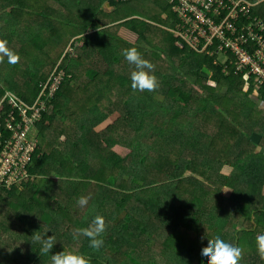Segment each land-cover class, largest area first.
<instances>
[{"label": "trees", "instance_id": "obj_1", "mask_svg": "<svg viewBox=\"0 0 264 264\" xmlns=\"http://www.w3.org/2000/svg\"><path fill=\"white\" fill-rule=\"evenodd\" d=\"M107 1L115 7L112 12L103 8ZM135 1L0 0V43L15 55L29 51L47 56L49 51L60 49L58 55H62L70 40L77 44L73 45L75 52H67L62 62L70 77L54 98L51 112L30 131L39 141L30 168L32 176L22 184L24 190L0 189V213L5 210L8 217L7 221L0 219V240L10 247L23 244L25 264H52L51 255L62 247L83 254L88 264H201V251L219 236L240 250L246 241L250 253L256 251L250 260L241 251L239 263L264 264L255 245L256 236L264 233V150L246 148V141L259 134L247 124L244 129L233 127L235 133L229 128L230 139L241 146L240 150L233 154L230 145L229 150L224 147L204 156L211 148L208 126L214 124L223 131L228 129L221 126L224 122L235 125L237 116L255 119V113L258 118L251 124L264 121V90L257 93L255 76L249 71L231 66L226 74L216 56L176 44L178 38L171 29H178L182 22L175 8L179 0H137L144 14L135 12L134 5L127 6ZM252 2L256 3L253 14L264 20L262 2ZM116 15L121 18L117 20ZM117 21L137 35L136 44L119 32L115 34L118 25L107 26ZM151 39H156L155 43ZM133 47L144 59H159L173 70L170 77L154 66L158 87L164 86L163 100L157 97V87L150 94L132 89L134 65L124 59L123 51ZM18 59L9 63L0 52V101L11 90L32 102L40 83L59 61L49 59L50 63H42L29 71V78L22 79L15 73ZM204 66L219 80L203 76ZM82 73L91 81L84 90L75 83ZM72 85L76 89L70 94ZM120 89L130 93L129 98L124 100V108L113 109L120 103L116 97ZM76 96L80 98L74 102ZM70 102L85 106L84 111L73 110ZM65 106H70L68 113ZM10 108L4 105L2 113ZM100 124L107 126L111 136L100 137L94 132ZM65 127L70 129L66 133L61 131ZM1 130L0 152L11 135L7 129ZM120 132L125 135L124 147L113 140ZM259 132L264 135V128ZM63 135L66 141L60 140ZM260 141L255 146H264ZM52 174L56 177H48ZM210 174H216L218 181ZM186 181L190 184L183 185ZM217 182L212 209L210 190ZM223 186L232 189L230 197L220 194ZM26 190L29 197L23 193ZM82 196L88 198L83 207L77 204ZM97 215L105 221L100 250L90 248L88 238L75 232L89 227ZM209 219L215 221L207 230ZM155 223H159L157 229ZM181 228L187 234L196 232L198 239L179 235ZM157 230L166 240L160 239L161 257L153 251L159 241ZM34 235L54 237L49 254L40 253ZM8 263V259L0 261Z\"/></svg>", "mask_w": 264, "mask_h": 264}, {"label": "built area", "instance_id": "obj_2", "mask_svg": "<svg viewBox=\"0 0 264 264\" xmlns=\"http://www.w3.org/2000/svg\"><path fill=\"white\" fill-rule=\"evenodd\" d=\"M255 5L250 0H179L175 8L182 22L178 29H171L178 38L176 44L216 56V62L224 64L226 74L231 66L237 71H249L248 74L255 76L258 93V89L264 90V20L253 14ZM73 45L77 46L75 40L47 79L40 83L39 93L32 102L11 90L1 99L0 145L2 128L11 135L0 152V189L21 187L32 176L30 168L39 141L31 137L30 131L51 112L54 98L70 77L62 62L67 52H75ZM4 105L11 108L2 113Z\"/></svg>", "mask_w": 264, "mask_h": 264}, {"label": "rangeland", "instance_id": "obj_3", "mask_svg": "<svg viewBox=\"0 0 264 264\" xmlns=\"http://www.w3.org/2000/svg\"><path fill=\"white\" fill-rule=\"evenodd\" d=\"M29 2H33V1H36V0H28ZM43 0H39V2H42ZM252 1H255V2H262V4L261 5H263V12H264V0H252ZM106 3H108V1L106 2ZM106 3H105V5H106ZM103 6V8H104V10L106 11H108V12H112L113 10H115V7H113V6H111L109 9H107L106 8V6ZM131 5H134V7L136 8L134 11L135 12H137V13H142V14H144L145 13V11H144V9H143V7H141V5H140V3L139 2H137V0L134 2V4H132V3H130V4H128L127 6H131ZM43 6V5H42ZM41 5H40V7H42ZM63 13H64V11L63 10H61ZM133 11V12H134ZM66 15H67V13H65ZM123 14V13H122ZM124 14H127V13H124ZM1 15V18H0V20H1V23H2V14H0ZM114 15H115V13H114ZM118 15H120L119 13H118ZM135 17H138V16H135ZM121 18V16H118L117 17V15H116V19L118 20V19H120ZM131 18H134V17H130V18H128V19H131ZM23 20L26 22L27 20H28V14L26 13L24 16H23ZM125 20H127V19H125ZM120 22H123L124 20H119ZM119 21H117V22H115V23H113L112 25H107V26H109V27H112L113 25H118L119 24ZM107 26H103V28H105V27H107ZM117 27H118V30H117ZM164 27H166L167 28V26H164ZM117 32H119V34L123 37V39H126V40H128V41H134V43L136 44V41H137V35L135 34V33H133V32H131V30L128 28V27H126V24L124 25V24H121V25H118V26H116L115 27V34L117 33ZM117 36L120 38V36L117 34ZM73 40V39H72ZM72 40H70V42H69V45H70V43L72 42ZM155 40L156 39H151L150 41H153L154 43H155ZM62 49H60L59 50V52L61 51ZM67 50V49H66ZM65 49H64V51H63V54L62 55H58L59 54V52H57V53H55V50L53 51V50H51V51H49V54L47 55V56H45V55H43V54H41L40 55V53H38V54H33V53H31V52H29V51H26V53L27 54H25L24 52H17L16 53V56L19 58L18 59V62H17V70L15 71V73H16V75L17 76H20L22 79L24 78V79H27V78H29L30 76H29V71L30 70H34V69H37V68H39V66L42 64V63H44V62H49L50 63V61H49V59H57V60H59L58 61V63L60 62V60H61V58L63 57V55H64V53H65V51H66ZM146 60H148V61H150L154 66H157V67H159V71H166L167 72V74L171 77L172 75V73H173V70L172 69H168L167 68V66H165L163 63H162V61L161 60H159V59H156V58H152V57H148V56H146V58H145ZM57 63V64H58ZM51 65V64H50ZM50 67H48V69H49ZM124 72L126 73V72H128V73H130L129 71H127V70H124ZM23 75V76H22ZM79 77V76H78ZM159 81V80H158ZM90 79H89V77L85 74V73H82V75H80V77L79 78H75V83H77L79 86H81L80 88H81V90H84V88H85V86L86 85H90ZM192 81L190 80L188 83H191ZM94 85H96V84H94ZM162 85V84H161ZM161 85H159V87H157L158 88V90L159 91H157L158 93H159V95L157 96L158 97V99H160V100H163L164 99V97L166 96V95H164V93H163V90H162V88H161ZM120 86V85H119ZM163 86V85H162ZM76 89V87L74 86V85H72V87H70L69 88V91H70V94H72V92H75V89ZM163 88H164V86H163ZM198 90H199V92L200 93H202L203 92V90L202 89H200L199 87H198ZM150 93H153L152 91H150L149 92V94ZM203 94V93H202ZM116 94L114 93V94H112V95H110V96H112V97H114ZM120 96H118V95H116V97H118V99L120 100V103L118 104V106H116V104L113 106V109H118V108H124V100L125 99H128L129 98V95H130V93H127V91L126 90H121L120 89V94H119ZM254 95V94H253ZM79 98L80 97H77L76 96V98H74V102H77V101H79ZM256 101H258L259 102V100L257 99V96H255L254 95V97H253ZM111 98H109L108 100H110ZM81 100H83V99H81ZM74 102H72L73 103V105H72V103H71V105H72V108H73V110H82V111H84V108H85V106H82L81 104H78V105H76V103H74ZM258 102H257V104H258ZM260 103V102H259ZM248 104L250 105V106H252V107H255V103L253 102V101H248ZM65 108H66V106H65ZM69 108H70V106L68 107V108H66V109H68L67 110V113L69 112ZM81 114H83L82 112H80V115ZM255 116V119L254 118H248V117H246L245 115H241V116H237L235 119H233L234 121H236L237 123H235V125L233 124L232 125V123L230 122V123H226V122H224L223 124H221V126L222 127H224V128H228V129H225V130H220V129H218L217 128V126L216 125H211V126H208L207 127V131H208V133L211 135L212 134V136H213V138H212V136H210V139H209V141H208V143H209V145L211 146V148H210V151L208 150H205V152H204V156H206V155H208L207 157H209V156H211L213 153H216V151H219V150H221L222 148H224V147H226L228 150H229V146L230 145H233L232 147H233V149H232V153L233 154H235V153H237V151H239L240 150V148H241V146L237 143H235V142H233L232 140L233 139H230L231 137H232V134H230V132H229V128H230V131H232V132H234L235 133V129H233V127H236V128H238V127H240V128H242V129H244L245 128V126H246V124H247V126H249V127H251L252 129H253V131H255L257 134H259V135H255V136H252L253 137V139L252 140H248V141H246V143L248 144V146L246 147L247 149H249V150H252L253 148H259L260 147V149H261V151H263L264 150V146H255V145H258L259 144V141L261 140V141H263V144H264V140H263V137H264V135L262 134H260V132L259 131H263V128H264V121L262 122L261 120L258 122V123H254V124H251V121H254V120H256L257 118H258V115L255 113L254 114ZM255 122V121H254ZM94 124H97V122H95ZM220 125V124H219ZM225 125H228V127H225ZM59 130V129H58ZM70 129H68L67 127H65L64 128V130H61L62 132H64V133H66L67 131H69ZM202 130H204V129H202ZM259 130V131H258ZM94 132H96L100 137H104V136H111L110 134H109V131L107 130V126H105L104 124H100L98 127H97V125L95 126V130H94ZM215 132V133H214ZM56 134V132H54L53 133V135H55ZM52 135V136H53ZM217 135V136H216ZM123 136H125L124 134H122V132H120L119 134H116L115 136H113V140H116L117 141V144L118 145H120V146H122V147H124V145H127V144H125L124 143V140H123ZM214 136H216V138H214ZM64 137V136H63ZM262 138V139H261ZM66 139H67V137L65 136V138H62V136L60 137V140L61 141H66ZM99 140V139H98ZM260 141V142H261ZM118 145H116V146H118ZM263 147V148H262ZM214 150V151H213ZM208 152V154H206ZM206 157V158H207ZM195 169H199V166L196 168L195 167ZM199 177L198 178H200V179H205L206 180V178H205V176H202V175H199L198 173H196ZM155 177H157L158 175L157 174H153ZM157 175V176H156ZM211 175H213V178L214 179H217V181H218V178H216L217 176H216V174H210V176ZM48 177H51V178H55L56 177V175L55 174H52V175H50V176H48ZM201 177H203V178H201ZM188 178H186V180H187ZM158 182V181H157ZM220 182V181H219ZM41 183H42V181H41ZM52 183V182H51ZM206 183H210V182H206ZM188 184H190V183H188V181H186L183 185H188ZM225 189H228L227 191H223V190H225ZM220 190V194L222 195V196H226V197H230L231 195H232V189L229 187L228 188V186H223L221 189H219ZM217 192H218V182H217V185H215L214 184V187H212V190H210V200H209V204L211 205L210 207L212 208V209H214V207H213V203L215 202V198H216V196H217ZM7 214V212L5 211V210H2V212L0 213V215L2 216L0 219L1 220H3V221H7V219H8V217L7 216H5ZM160 221V220H159ZM159 221H157V222H159ZM215 221V219H209V222H210V224L209 225H207L206 227V229L207 230H210V229H212V224H213V222ZM9 227L11 228V226L9 225ZM159 227V223H155V229H157ZM158 231V230H157ZM156 232V231H155ZM159 232V231H158ZM179 235H181V236H184L185 238H187L188 240H191V239H193V238H195V239H198L197 238V234H196V232L195 233H190V234H187L186 232H185V229L184 228H181V229H179ZM159 241H157L156 242V246L154 245L153 246V251L158 255V256H162V254H161V251H160V239L161 240H163V241H166L165 239H164V236L163 235H160V232H159ZM165 237H167L168 238V235H165ZM20 242L21 241H24L23 239H18ZM1 241V240H0ZM8 241V240H7ZM187 241V240H186ZM3 245H4V247H5V252H6V255H7V258H8V264H25L26 262H27V253H26V251L24 250L25 248H23V244H21V243H19L18 245H16V246H9L5 241H3V243H2ZM256 245V244H255ZM61 248V247H60ZM59 248V249H60ZM241 251H243V253H245V258H246V260H250L251 259V256H253V254L256 252V251H253V253L251 254L250 253V250H249V248H250V245L248 244V243H246V241L245 242H243V243H241ZM67 251V249L65 248V247H62L61 249H60V252H62V251ZM165 257H167L168 258V256H167V253H165ZM28 264V263H27ZM161 264H168V262H166V263H162L161 262ZM239 264H242V263H239Z\"/></svg>", "mask_w": 264, "mask_h": 264}, {"label": "clouds", "instance_id": "obj_4", "mask_svg": "<svg viewBox=\"0 0 264 264\" xmlns=\"http://www.w3.org/2000/svg\"><path fill=\"white\" fill-rule=\"evenodd\" d=\"M0 52L8 57L9 63H16L17 56L14 51L4 47L0 43ZM124 59L134 65V70L131 72V87L138 91H153L158 87V81L153 73L154 65L144 59L139 51L133 47L123 51ZM225 189L223 191H227ZM77 204L81 207L88 204L87 197H80ZM105 231V221L102 216H95L92 223L87 228H78L75 230L77 235H83L89 240V247L95 250H100L104 245L102 234ZM33 240L40 244V253L49 254L54 246V237L51 235L41 236L34 235ZM256 250L259 257L264 260V233L256 236ZM241 250L226 242L219 236H216L206 248L200 253L201 264H239ZM52 264H88V261L83 254L70 251H62L51 255Z\"/></svg>", "mask_w": 264, "mask_h": 264}, {"label": "water", "instance_id": "obj_5", "mask_svg": "<svg viewBox=\"0 0 264 264\" xmlns=\"http://www.w3.org/2000/svg\"><path fill=\"white\" fill-rule=\"evenodd\" d=\"M106 8L109 9L111 7V3L108 1V3H106ZM202 74L203 76L211 79V80H214V81H218L219 78H217V76L212 72V70L207 67V66H204L203 69H202Z\"/></svg>", "mask_w": 264, "mask_h": 264}, {"label": "crops", "instance_id": "obj_6", "mask_svg": "<svg viewBox=\"0 0 264 264\" xmlns=\"http://www.w3.org/2000/svg\"><path fill=\"white\" fill-rule=\"evenodd\" d=\"M63 136H64V137H63ZM63 136H62V138H65V135H63ZM21 189L24 190V187L21 186ZM23 193H25V195H26L27 197H29V192H28L27 190H26L25 192H23ZM3 241H4V240H1V241H0V261H5V260L8 259V258H7V255H6V252H5V247H4V245L2 244Z\"/></svg>", "mask_w": 264, "mask_h": 264}]
</instances>
